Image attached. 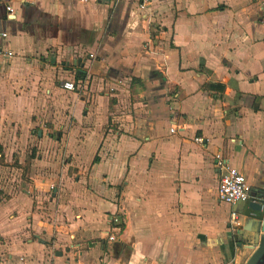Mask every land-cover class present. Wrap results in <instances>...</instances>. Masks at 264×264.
Listing matches in <instances>:
<instances>
[{
  "label": "crops",
  "instance_id": "1",
  "mask_svg": "<svg viewBox=\"0 0 264 264\" xmlns=\"http://www.w3.org/2000/svg\"><path fill=\"white\" fill-rule=\"evenodd\" d=\"M0 78V264L246 263L230 237L264 216L257 0H0ZM218 153L259 212L217 200Z\"/></svg>",
  "mask_w": 264,
  "mask_h": 264
},
{
  "label": "built area",
  "instance_id": "2",
  "mask_svg": "<svg viewBox=\"0 0 264 264\" xmlns=\"http://www.w3.org/2000/svg\"><path fill=\"white\" fill-rule=\"evenodd\" d=\"M80 5H87L92 1L96 0H74ZM261 17L264 18V0H257ZM141 8H144V4L141 5ZM8 14H12V9L6 7ZM2 37H5L3 34ZM8 57H12L10 52L7 53ZM90 58H93V55H89ZM63 89L69 92L75 91V86L72 82H65L63 84ZM184 126L172 123L169 127V133L171 135L178 132H182ZM195 142L202 143V140L197 138ZM214 166L218 172V187H217V200L221 203H224L229 206H235L242 203H258L256 197L252 196V189L248 183L246 177L235 167L230 166L227 160L223 157L221 153L216 154L213 157ZM263 210H264V201H263ZM236 214H231L230 224H236ZM116 222V220H115ZM110 240L113 241L114 238L110 237ZM144 264H165V263H144Z\"/></svg>",
  "mask_w": 264,
  "mask_h": 264
},
{
  "label": "water",
  "instance_id": "3",
  "mask_svg": "<svg viewBox=\"0 0 264 264\" xmlns=\"http://www.w3.org/2000/svg\"><path fill=\"white\" fill-rule=\"evenodd\" d=\"M250 204L252 205L254 212H259L255 203ZM250 221L253 222L250 223V227L248 229H243L242 226L234 227L230 239L233 241V244L235 241V246L238 248H242L243 245L248 246L245 252H247L248 255L250 252L252 254L247 259L245 264H264V216L251 219ZM244 232L249 233L245 236ZM57 255L60 256L61 254L58 253Z\"/></svg>",
  "mask_w": 264,
  "mask_h": 264
},
{
  "label": "rangeland",
  "instance_id": "4",
  "mask_svg": "<svg viewBox=\"0 0 264 264\" xmlns=\"http://www.w3.org/2000/svg\"><path fill=\"white\" fill-rule=\"evenodd\" d=\"M61 56L64 59H68L70 57L68 53H66L65 55L62 54ZM7 85H8L7 81L0 78V101L6 100L5 98L9 97V96L5 95V87H7ZM75 86H76V84H75ZM74 92L76 93V87H75ZM120 253H121L120 249L116 247V250L114 251L115 257H118V255H120Z\"/></svg>",
  "mask_w": 264,
  "mask_h": 264
},
{
  "label": "trees",
  "instance_id": "5",
  "mask_svg": "<svg viewBox=\"0 0 264 264\" xmlns=\"http://www.w3.org/2000/svg\"><path fill=\"white\" fill-rule=\"evenodd\" d=\"M82 77H83L82 72L77 73L76 79H79V78H82Z\"/></svg>",
  "mask_w": 264,
  "mask_h": 264
}]
</instances>
